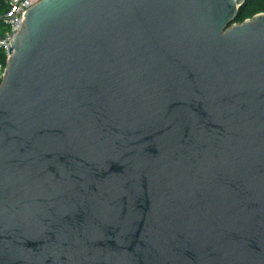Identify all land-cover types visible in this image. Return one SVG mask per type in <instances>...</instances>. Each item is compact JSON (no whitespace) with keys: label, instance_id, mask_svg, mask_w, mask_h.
Segmentation results:
<instances>
[{"label":"water","instance_id":"water-1","mask_svg":"<svg viewBox=\"0 0 264 264\" xmlns=\"http://www.w3.org/2000/svg\"><path fill=\"white\" fill-rule=\"evenodd\" d=\"M43 0L0 82V264H264V13Z\"/></svg>","mask_w":264,"mask_h":264},{"label":"built area","instance_id":"built-area-1","mask_svg":"<svg viewBox=\"0 0 264 264\" xmlns=\"http://www.w3.org/2000/svg\"><path fill=\"white\" fill-rule=\"evenodd\" d=\"M43 0H0V52L9 58V45L21 30L22 16ZM4 69L0 66V82Z\"/></svg>","mask_w":264,"mask_h":264},{"label":"trees","instance_id":"trees-1","mask_svg":"<svg viewBox=\"0 0 264 264\" xmlns=\"http://www.w3.org/2000/svg\"><path fill=\"white\" fill-rule=\"evenodd\" d=\"M261 13H264V0H247L239 12L237 23H243L245 20L251 19ZM0 66H2V68L6 66V58L1 52Z\"/></svg>","mask_w":264,"mask_h":264}]
</instances>
